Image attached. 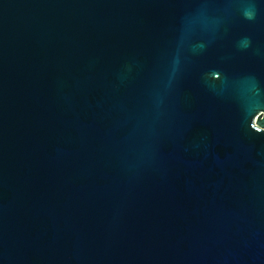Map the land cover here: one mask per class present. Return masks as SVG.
<instances>
[{"label": "water", "instance_id": "obj_1", "mask_svg": "<svg viewBox=\"0 0 264 264\" xmlns=\"http://www.w3.org/2000/svg\"><path fill=\"white\" fill-rule=\"evenodd\" d=\"M0 264H264V0H0Z\"/></svg>", "mask_w": 264, "mask_h": 264}]
</instances>
